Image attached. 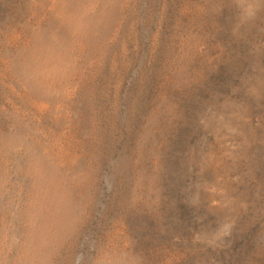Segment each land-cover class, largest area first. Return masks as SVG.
Here are the masks:
<instances>
[{
  "label": "rangeland",
  "instance_id": "1",
  "mask_svg": "<svg viewBox=\"0 0 264 264\" xmlns=\"http://www.w3.org/2000/svg\"><path fill=\"white\" fill-rule=\"evenodd\" d=\"M0 264H264V0H0Z\"/></svg>",
  "mask_w": 264,
  "mask_h": 264
}]
</instances>
